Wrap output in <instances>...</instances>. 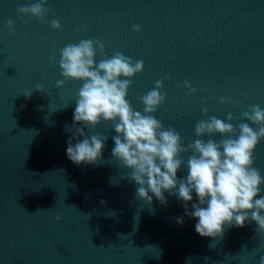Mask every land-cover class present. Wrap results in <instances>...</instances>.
Segmentation results:
<instances>
[{"label":"water","instance_id":"water-1","mask_svg":"<svg viewBox=\"0 0 264 264\" xmlns=\"http://www.w3.org/2000/svg\"><path fill=\"white\" fill-rule=\"evenodd\" d=\"M28 3L0 0V264H259L264 234L255 222L225 224L222 237H201L198 220L185 215L177 196L165 192L166 205L136 199L137 185L121 178L128 170L112 159L110 122L84 129L108 137L101 160L72 163L67 140L83 125L64 129L73 126L81 83L55 85L62 79L60 49L99 39L107 57L119 51L144 62L126 97L134 110L143 109L137 97L163 81L167 96L154 115L179 131L186 146L199 120L239 117L254 104L264 109V0H47L52 11L43 23L17 15ZM53 19L61 31L51 29ZM184 81L197 93L186 96ZM37 84L50 94L36 91ZM254 155L253 166L264 175V142ZM186 175V168L177 172L178 179ZM192 196L189 211L198 203Z\"/></svg>","mask_w":264,"mask_h":264},{"label":"clouds","instance_id":"clouds-1","mask_svg":"<svg viewBox=\"0 0 264 264\" xmlns=\"http://www.w3.org/2000/svg\"><path fill=\"white\" fill-rule=\"evenodd\" d=\"M46 4L47 0H29L26 6H18L16 13L43 23L52 11ZM50 27L62 30L58 19L51 20ZM85 27L80 26L79 30ZM7 28L9 36L14 35L11 19L7 21ZM132 30L140 32V25L133 24ZM55 59L54 55L49 57L50 62ZM58 67L62 79L56 82L57 89L64 87L66 81L81 83L75 100L73 126L66 125L64 129L73 132L75 124L83 125L75 128L74 135L67 140L66 155L72 163L94 165L101 160L108 137L100 133L88 135L84 129H95L101 122H110L115 132L112 159L120 168L128 170L121 178L137 185L136 199L151 205L155 197L166 205L165 192L177 196L185 202V215L198 220L195 231L201 237H222L225 224L243 227L249 220L255 222L258 235L264 234V195H261L264 175L253 166L255 149L264 142V109L258 104L251 105L239 117L228 113L223 120L216 116L199 120L194 127L195 139L185 146L180 132L171 125L165 128L154 115L167 96L162 80H156L150 91L137 97L143 105L142 111L134 110L126 98L132 79L143 71V60H133L119 51L109 58L104 44L99 39L89 38L62 47ZM164 79L171 78L165 76ZM182 86L187 90L186 96L198 91L189 81H184ZM176 87L180 88L181 84ZM35 90L50 94L43 84H37ZM31 94L24 95L30 97ZM220 102L234 101L220 97ZM202 111L207 115V108ZM77 135L84 139L73 143ZM216 135L221 139H213ZM186 153L190 155L185 160ZM181 168L187 169V175L178 179L177 172ZM110 182L119 183L111 178ZM193 192L198 203H193L189 211L187 202L192 201ZM88 215L85 216L88 218ZM114 215L113 212L108 214ZM54 219L59 223L63 218L57 215ZM177 222L182 225L183 218H178ZM255 252L258 253L259 248ZM259 264H264V255L259 256Z\"/></svg>","mask_w":264,"mask_h":264}]
</instances>
